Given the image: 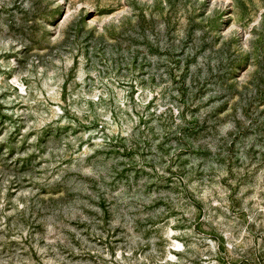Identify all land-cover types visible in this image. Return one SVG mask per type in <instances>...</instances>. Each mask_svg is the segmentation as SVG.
I'll return each mask as SVG.
<instances>
[{
  "label": "rangeland",
  "instance_id": "rangeland-1",
  "mask_svg": "<svg viewBox=\"0 0 264 264\" xmlns=\"http://www.w3.org/2000/svg\"><path fill=\"white\" fill-rule=\"evenodd\" d=\"M0 264H264V0H0Z\"/></svg>",
  "mask_w": 264,
  "mask_h": 264
}]
</instances>
